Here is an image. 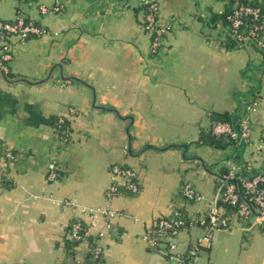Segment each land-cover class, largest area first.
Instances as JSON below:
<instances>
[{"label": "crops", "instance_id": "obj_1", "mask_svg": "<svg viewBox=\"0 0 264 264\" xmlns=\"http://www.w3.org/2000/svg\"><path fill=\"white\" fill-rule=\"evenodd\" d=\"M54 5L61 9L41 14V6ZM139 5L0 0L2 20L28 16L46 29L10 36L8 72L0 61V153L15 155L0 187V264H92L86 243L68 248L77 220L95 238L104 233L98 264H174L146 236L178 206L191 216L206 212L220 195V176L237 172L228 166L234 148L195 142L210 130L212 112H234L253 98L247 91L257 83L246 80L247 66L260 96L243 162L262 168L264 152L256 151L264 140L262 53L225 46L221 26L209 24L210 14L224 9L219 0H162L165 33L153 52ZM116 164L137 171L139 194L107 198ZM185 181L203 200L184 199ZM206 233L198 224L182 230L177 253ZM191 264H264V223L233 218L231 227L212 232Z\"/></svg>", "mask_w": 264, "mask_h": 264}, {"label": "built area", "instance_id": "obj_2", "mask_svg": "<svg viewBox=\"0 0 264 264\" xmlns=\"http://www.w3.org/2000/svg\"><path fill=\"white\" fill-rule=\"evenodd\" d=\"M140 2H151L150 12L145 17V29L148 32L155 30L156 36L153 38L152 49L156 52L161 45L162 37L165 33V29L161 26L159 21L160 5L162 0H139ZM61 9L59 5L52 7H40L41 14L45 15L48 12H58ZM244 10L241 8L236 11L235 26L241 24V20L238 19L239 14ZM246 12L253 13L258 16L259 9L247 8ZM23 16H19L15 22L11 23L0 18V39L4 41L3 47L0 50V61L5 72H8L7 66L4 61H10L13 58L11 45L6 41L10 36L17 35L20 38H28L31 35L41 36L46 30L33 24L24 25ZM160 25V26H159ZM157 27V28H156ZM10 33V35H6ZM237 30H234V34L240 39L242 36L237 34ZM252 35H255L252 32ZM264 46V38L259 41ZM257 105V101H253V98L247 99L244 102V106L241 111L243 117L240 121L241 133L234 131L229 123H218L214 127V133L222 134L228 133L232 139H241L247 144H251V129L252 121L251 114ZM64 119L60 118V122ZM258 153L264 152V140H261L257 144ZM235 154H233L234 158ZM15 159V155L11 151H7L5 154L0 155V187L4 186L8 175V167L11 161ZM235 164V163H234ZM236 165V164H235ZM241 167V166H240ZM250 167V166H249ZM248 178L243 179L241 170L239 172L229 171L224 175L222 179V185L219 188V197L210 205V208L206 212L198 216H192L193 225L198 224L206 230L205 236L199 239L198 242L192 243L184 251L177 253V240L181 230L179 226L183 224L182 220L175 219L174 217L180 216L181 212L185 211V206H178L169 215L163 216L160 223L158 232L150 230L146 236L147 241L157 246L159 238L164 239L163 245L168 247L165 253H169V259L174 261V264H191L200 251V246L211 243L212 232L217 228H229L231 227V220L236 218L238 221L251 222L253 220L259 223H264V170L261 168L259 172H252L248 170ZM113 175V183L108 188L106 195L109 200L113 199L121 191L130 192L132 194H139L142 190L139 181V175L137 171L131 167L123 165H114L111 169ZM243 185L244 190L241 191L239 186ZM182 194L188 199L193 201L203 200V195L194 187L193 183L185 181L181 188ZM221 200H224L231 205H237L235 211L226 215V210L220 205ZM102 212L107 218L114 216V212L111 209H99L97 212ZM174 216V217H173ZM107 228L111 227L107 222ZM82 232V233H81ZM155 234V235H154ZM91 236L89 227L82 225V221L77 220L71 231L70 237L72 239L80 240L81 243H86L88 252L94 253V257L98 258L100 255H105V247L102 244L104 233L100 232L96 237L97 246L91 251V245L88 241V237Z\"/></svg>", "mask_w": 264, "mask_h": 264}, {"label": "trees", "instance_id": "obj_3", "mask_svg": "<svg viewBox=\"0 0 264 264\" xmlns=\"http://www.w3.org/2000/svg\"><path fill=\"white\" fill-rule=\"evenodd\" d=\"M29 1V0H27ZM127 2V0H125ZM224 3V9L222 12L219 13H211L209 16V24L212 27H218L221 26L224 34H225V46L229 49L233 48H244L246 46H252L253 48L259 50L263 55L264 60V46L259 43L261 38H264V1L263 0H219ZM152 5L151 2L144 3L140 2V5L138 7L139 10H141L144 13L143 17V25L147 24V21H145V17L150 12V6ZM241 8H244V10L239 14L238 19L241 20V24L237 27L235 26V19H236V11L240 10ZM247 8H251L253 10L259 9L258 16H256L253 13L246 12ZM20 13V11H19ZM8 22H15V21H8ZM24 25L27 24H33L34 26H39L44 28L39 21L34 20L31 17L25 16L23 18ZM160 26V25H159ZM157 28V27H156ZM45 29V28H44ZM46 30V29H45ZM234 30H237V34H240L242 36V39H240L237 35L234 34ZM252 32L255 33V35H252ZM152 35V39L155 38L156 33L155 30L149 32ZM6 35H10V33H7ZM29 37H36V35H31ZM9 61H4V64H8ZM260 68H264V61L262 62V65ZM249 67L245 69L246 80L248 83H257L255 86L249 88L247 93L251 94L253 96V101H256L259 99L260 96V85L259 81L253 77H249ZM243 117L242 111L240 108H238L234 112H212L210 114V118L212 121V125L210 130L204 131L199 139V141L195 142L197 145H211L219 149H226L229 146L234 147L233 154H235L234 158L236 160L239 159L240 156H243L244 149L246 148L247 144L244 142V140L239 139H232L228 133H222V134H216L214 133V127L218 123H229L234 131L241 133V127H240V121ZM58 123L60 122V118L57 119ZM66 121L59 123L60 128H65ZM5 154V152L0 153V155ZM232 154V156H233ZM244 161V160H243ZM242 166L241 173L243 179L248 178V170H251L252 172H259L260 169H254L252 167H249V164L247 162L240 163ZM262 169L264 170V164L262 166ZM225 172H229L228 169L225 170ZM226 173V174H227ZM6 184V181L4 185ZM239 189L241 191L244 190L243 185L239 186ZM125 191V189H124ZM183 195V194H182ZM184 199L186 201L192 202L193 200H188L184 195ZM220 205L223 206L226 210V215L231 214L233 211H235L237 205H231L230 203L225 202L224 200H221ZM174 217V216H173ZM175 219H179L183 221V224L179 226V230H184L193 225L192 216L188 213L186 207L185 211L181 212L180 216L174 217ZM162 217L157 219L154 223L153 227L150 230H154L158 232L159 223L161 221ZM75 221H73L70 225V231L74 225ZM82 225L85 226V223L82 222ZM82 233V232H81ZM155 235V234H154ZM96 238L94 236H89L88 241L91 245V251L95 249L97 246L96 244ZM164 239L159 238L157 241V246L160 249H163L164 252L168 250V247H165L163 245ZM81 244L80 240L77 239H68L67 245L68 248L72 249L75 248ZM202 246H200V249ZM94 253L90 252L87 254V260L92 264H98L104 260L105 255L102 254L98 258H95ZM167 257H170V254H166Z\"/></svg>", "mask_w": 264, "mask_h": 264}, {"label": "rangeland", "instance_id": "obj_4", "mask_svg": "<svg viewBox=\"0 0 264 264\" xmlns=\"http://www.w3.org/2000/svg\"><path fill=\"white\" fill-rule=\"evenodd\" d=\"M229 147H231L232 149L234 148V147H232V146H229ZM228 162H230V163L228 164V166L231 165L230 169L232 168V165L235 163L236 166H235L234 170H236L237 172H239V166H240V163H243V156H240L238 160H236L235 158H233V157L231 156V157H229ZM238 165H239V166H238ZM88 253H89V252H88V249H87V253H86V254H88Z\"/></svg>", "mask_w": 264, "mask_h": 264}, {"label": "water", "instance_id": "obj_5", "mask_svg": "<svg viewBox=\"0 0 264 264\" xmlns=\"http://www.w3.org/2000/svg\"><path fill=\"white\" fill-rule=\"evenodd\" d=\"M185 148H188V146L185 145ZM197 160H199V161L202 162V160H201L200 158H197ZM203 165H204V164H203ZM204 166H205V165H204ZM220 178H221L220 184L222 185V179H224V177H223V176H220ZM221 198H222V196L219 197V199H221Z\"/></svg>", "mask_w": 264, "mask_h": 264}]
</instances>
